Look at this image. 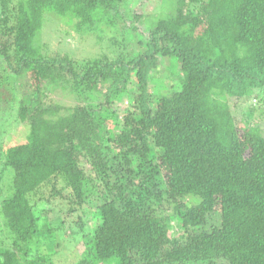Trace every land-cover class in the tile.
<instances>
[{"label": "trees", "instance_id": "obj_1", "mask_svg": "<svg viewBox=\"0 0 264 264\" xmlns=\"http://www.w3.org/2000/svg\"><path fill=\"white\" fill-rule=\"evenodd\" d=\"M126 2L0 0V217L10 240L0 264H53L38 246L47 238L54 250L63 223L80 239L76 264H264V132L233 109L249 103L251 118L264 108V0H165L138 42L140 17L131 31L117 17ZM48 14L78 33L116 27L127 52L48 58L38 44ZM160 65L178 83L155 94ZM25 76L31 95L18 87ZM59 90L80 104L44 101ZM20 123L18 142L9 132ZM83 208L95 212L92 230L76 215Z\"/></svg>", "mask_w": 264, "mask_h": 264}, {"label": "rangeland", "instance_id": "obj_2", "mask_svg": "<svg viewBox=\"0 0 264 264\" xmlns=\"http://www.w3.org/2000/svg\"><path fill=\"white\" fill-rule=\"evenodd\" d=\"M164 1L165 0H127L126 10L124 8L121 11V14L117 17H124V27L126 30L130 31L132 30V26H134L133 17H140L139 22L135 23L138 31H131L132 38L138 42L140 37L144 38L148 36L149 29L157 22V20H159V18L163 16L161 14L163 11H166V4H164ZM64 19L66 18L57 17L56 15L46 16L45 25L38 36V38L40 37L38 44L42 47L43 54L46 57L53 58L55 56L70 55L76 61H84L86 59L101 58L103 56L116 58L119 52H127V40L122 37L123 35H119V30L116 29V27H110L109 25L106 26L105 24H102L97 27L95 32L80 31L78 33L75 25L68 23V20ZM82 33H84V35H81ZM142 50V47L140 48L136 45V49L134 51ZM172 70L173 67H164L160 65L155 74L156 79L150 82V91L155 94L163 93V86H165L166 83H169L170 86L177 84V79L175 78ZM18 83L19 89L24 92L25 95H31L33 89L29 86V80L26 76ZM3 92L5 95L4 90ZM44 101L60 104L66 108L76 106L81 102L69 92L60 90L49 91L48 94L44 96ZM127 101L128 99H125L123 102L119 103L118 106L116 105V107H119L121 111H125L129 106ZM254 103L255 101H252V104ZM248 105L250 104L248 103L245 106L241 105V107H233L235 114L238 116L240 121L248 119L251 121L252 125L259 126L264 132V108L262 107L263 109L254 113L251 118H248V116L245 115V108ZM121 111L120 113H122ZM0 116H4V111L1 110V108ZM7 116L6 120L9 121L8 124L12 125L13 117L11 115ZM4 118L5 116L3 119ZM9 133L12 138L14 137L15 140L21 142L26 139V125L22 123L17 126L15 125ZM44 192V198L48 197V191L45 190ZM34 198L39 199L38 197ZM38 202L40 203L38 205V209L40 210L43 207L41 206L43 201ZM44 209H46L45 206ZM91 209L92 208H83L78 211L76 215L82 216L85 221L84 227L92 230L95 225V219L93 218V213L95 212ZM168 213L171 214V210ZM56 217L57 215L55 213H48L46 219L54 224V219ZM43 224L45 225V222H41L40 226L45 229ZM73 232L74 226L71 223H63L60 228V232H57L56 234V243H58V246H56L54 250L50 251L47 247L49 240L47 238H41V243L38 246L40 253L43 255L49 254L53 264H76L80 258V250L78 249L80 239L76 240ZM9 243V234L5 230L3 221L0 217V245L4 244L7 246ZM37 253L38 252H33V256H37Z\"/></svg>", "mask_w": 264, "mask_h": 264}]
</instances>
